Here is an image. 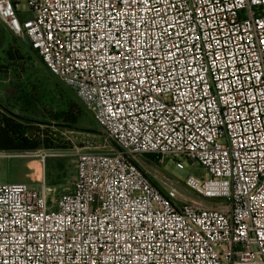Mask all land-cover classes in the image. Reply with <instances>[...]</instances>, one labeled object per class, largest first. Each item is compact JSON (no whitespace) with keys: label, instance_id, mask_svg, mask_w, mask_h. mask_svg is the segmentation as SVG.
<instances>
[{"label":"built area","instance_id":"2783aa9c","mask_svg":"<svg viewBox=\"0 0 264 264\" xmlns=\"http://www.w3.org/2000/svg\"><path fill=\"white\" fill-rule=\"evenodd\" d=\"M114 143L74 186L0 183V264H264V0H0V28ZM203 170L163 191L136 156ZM56 155L0 150V157ZM208 199H213L209 202Z\"/></svg>","mask_w":264,"mask_h":264},{"label":"rangeland","instance_id":"374dc122","mask_svg":"<svg viewBox=\"0 0 264 264\" xmlns=\"http://www.w3.org/2000/svg\"><path fill=\"white\" fill-rule=\"evenodd\" d=\"M8 34L15 38V43L25 58L24 62L22 59L9 62L5 28L1 27L0 109L7 112L8 108L27 116L29 123L38 127L43 138L50 137L54 144L51 151L56 155L47 157L45 161L37 155L0 157V183L24 181L38 186L45 185L52 187L51 195L58 198L74 186L78 150L108 151L114 147V143L97 124L92 112L84 106L85 113L75 127L65 126L57 119V111L71 100L81 104L80 99L72 88L49 72L41 57L28 43L10 31ZM29 91L36 97L34 105L30 107L25 99ZM42 148L47 147L38 149ZM181 159L186 162L185 169H179L172 157L154 160L145 155L136 156L141 168L163 191L175 187L184 196H190L193 192L186 186L184 179L190 173L200 175L203 170L197 162H192L187 157ZM208 201L213 202V199Z\"/></svg>","mask_w":264,"mask_h":264},{"label":"trees","instance_id":"16d2710c","mask_svg":"<svg viewBox=\"0 0 264 264\" xmlns=\"http://www.w3.org/2000/svg\"><path fill=\"white\" fill-rule=\"evenodd\" d=\"M5 34V39H7L8 44L6 54L9 62L15 61L16 59H22L24 62L25 56L17 47L15 38L10 37L7 29H5ZM32 50L35 51L34 49ZM20 64L21 63H19V66ZM25 99L30 107L34 105L36 97L35 94L29 91V94L25 96ZM6 109L7 112L0 109V150L33 151L42 146H45L48 149L54 147L50 137L43 138L40 135V130L37 129L38 127L33 123H29V118L27 116L20 115L11 109ZM84 113L85 110L83 104L71 100L63 109L56 112V117L58 120H61L65 126L75 127L79 118L83 116ZM145 156L154 160L161 159L160 156L153 153L146 154Z\"/></svg>","mask_w":264,"mask_h":264}]
</instances>
